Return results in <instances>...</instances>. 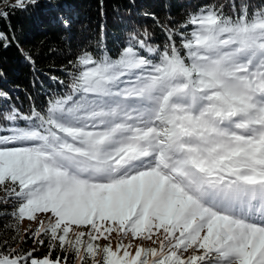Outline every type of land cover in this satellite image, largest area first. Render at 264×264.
Here are the masks:
<instances>
[{
    "label": "snow or ice",
    "instance_id": "obj_1",
    "mask_svg": "<svg viewBox=\"0 0 264 264\" xmlns=\"http://www.w3.org/2000/svg\"><path fill=\"white\" fill-rule=\"evenodd\" d=\"M151 19L82 47L40 106L0 92V215L37 224L0 264H264V2Z\"/></svg>",
    "mask_w": 264,
    "mask_h": 264
},
{
    "label": "trees",
    "instance_id": "obj_2",
    "mask_svg": "<svg viewBox=\"0 0 264 264\" xmlns=\"http://www.w3.org/2000/svg\"><path fill=\"white\" fill-rule=\"evenodd\" d=\"M207 0H37L26 10H13L9 5L13 0H0V12H7L0 18V33L11 38L8 47H0V92H7L10 99L22 110L33 103H45V93L56 89L49 78L60 75L62 65L67 63L82 47L95 48L98 42L106 43L115 54L127 33L133 27L153 28L151 15L161 22L171 19L180 22L185 15L195 10ZM228 4L229 0H216ZM264 0H252L259 5ZM225 12L229 8L225 7ZM57 13H60V17ZM148 15H145V14ZM65 14V15H64ZM156 39L161 35L156 29ZM31 54L35 64H30L25 55ZM63 78V76H61ZM2 195V193H0ZM10 211L6 205L0 212ZM6 225H15L8 227ZM25 236L22 222L13 221L0 215V244L11 241L16 234ZM24 250L37 249L43 256L49 251L47 244L41 247L34 244L31 235L22 243ZM61 255L59 249L52 253L53 258Z\"/></svg>",
    "mask_w": 264,
    "mask_h": 264
},
{
    "label": "rangeland",
    "instance_id": "obj_3",
    "mask_svg": "<svg viewBox=\"0 0 264 264\" xmlns=\"http://www.w3.org/2000/svg\"><path fill=\"white\" fill-rule=\"evenodd\" d=\"M57 14L60 17L61 14L60 13H57ZM21 222H22L23 228H27L29 226H35V227L37 226L36 222L28 221L27 219L22 220Z\"/></svg>",
    "mask_w": 264,
    "mask_h": 264
}]
</instances>
